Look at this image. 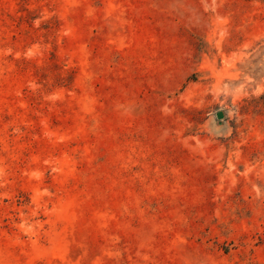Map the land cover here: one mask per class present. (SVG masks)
<instances>
[{
    "label": "rangeland",
    "instance_id": "obj_1",
    "mask_svg": "<svg viewBox=\"0 0 264 264\" xmlns=\"http://www.w3.org/2000/svg\"><path fill=\"white\" fill-rule=\"evenodd\" d=\"M0 264H264V0H0Z\"/></svg>",
    "mask_w": 264,
    "mask_h": 264
},
{
    "label": "water",
    "instance_id": "obj_2",
    "mask_svg": "<svg viewBox=\"0 0 264 264\" xmlns=\"http://www.w3.org/2000/svg\"><path fill=\"white\" fill-rule=\"evenodd\" d=\"M214 116H215V119H216V120L220 121V120L223 119L224 114H223L222 111H216V112L214 113Z\"/></svg>",
    "mask_w": 264,
    "mask_h": 264
}]
</instances>
